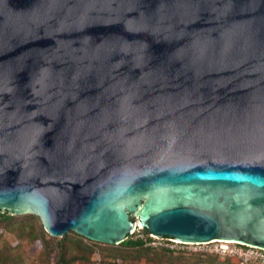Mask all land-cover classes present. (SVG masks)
<instances>
[{
  "label": "water",
  "instance_id": "95a60500",
  "mask_svg": "<svg viewBox=\"0 0 264 264\" xmlns=\"http://www.w3.org/2000/svg\"><path fill=\"white\" fill-rule=\"evenodd\" d=\"M0 213L264 249V0H0Z\"/></svg>",
  "mask_w": 264,
  "mask_h": 264
},
{
  "label": "trees",
  "instance_id": "16d2710c",
  "mask_svg": "<svg viewBox=\"0 0 264 264\" xmlns=\"http://www.w3.org/2000/svg\"><path fill=\"white\" fill-rule=\"evenodd\" d=\"M7 235L35 247L36 261L31 264H238L233 258L146 246L151 239L145 229L134 231L119 245L93 242L71 231L53 238L45 233L35 216L26 215L24 219L6 213L0 220V264H26L17 252L18 244L12 246Z\"/></svg>",
  "mask_w": 264,
  "mask_h": 264
},
{
  "label": "built area",
  "instance_id": "2783aa9c",
  "mask_svg": "<svg viewBox=\"0 0 264 264\" xmlns=\"http://www.w3.org/2000/svg\"><path fill=\"white\" fill-rule=\"evenodd\" d=\"M3 214L4 213H0V220ZM139 238L144 241L147 240V238L142 235H139ZM148 238H150L151 241H146V246L153 248L164 247L174 250L177 248V246H191L193 247L192 250L194 252L211 254L218 256L219 258H233L238 264H264V249L237 242L215 240L201 244H180L171 239L155 238L150 234L148 235ZM160 241H165L168 243H163Z\"/></svg>",
  "mask_w": 264,
  "mask_h": 264
},
{
  "label": "rangeland",
  "instance_id": "374dc122",
  "mask_svg": "<svg viewBox=\"0 0 264 264\" xmlns=\"http://www.w3.org/2000/svg\"><path fill=\"white\" fill-rule=\"evenodd\" d=\"M26 215H29V214H26ZM26 215H20L18 217H22L25 219ZM39 222H40V220H39ZM139 230H140V228L135 230V233H137V231H139ZM6 238L12 246L18 244L17 252L20 255L23 262H25L26 264H31L32 262L36 261V255H35L36 249L33 245L29 244L25 240H19L18 238H16V236H13V235H7ZM160 242H163V241H160ZM163 243H168V242L164 241ZM172 246H173V244H172ZM192 248L193 247H191V246H177V248L174 249V251H185L187 254L198 253V252H194L192 250ZM201 254H203V253H201Z\"/></svg>",
  "mask_w": 264,
  "mask_h": 264
}]
</instances>
